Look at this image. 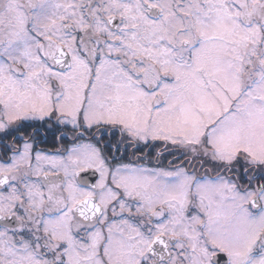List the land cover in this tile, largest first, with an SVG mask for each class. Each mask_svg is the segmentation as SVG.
I'll return each instance as SVG.
<instances>
[{"label": "snow or ice", "instance_id": "obj_1", "mask_svg": "<svg viewBox=\"0 0 264 264\" xmlns=\"http://www.w3.org/2000/svg\"><path fill=\"white\" fill-rule=\"evenodd\" d=\"M0 264H264V0H0Z\"/></svg>", "mask_w": 264, "mask_h": 264}]
</instances>
